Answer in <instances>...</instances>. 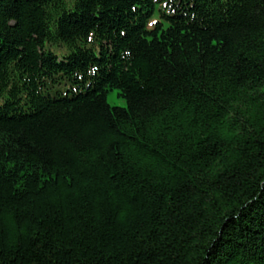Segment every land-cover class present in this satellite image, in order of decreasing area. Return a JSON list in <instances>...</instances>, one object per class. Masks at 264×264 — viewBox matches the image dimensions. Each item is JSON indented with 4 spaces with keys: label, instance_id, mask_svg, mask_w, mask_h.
I'll return each instance as SVG.
<instances>
[{
    "label": "trees",
    "instance_id": "obj_1",
    "mask_svg": "<svg viewBox=\"0 0 264 264\" xmlns=\"http://www.w3.org/2000/svg\"><path fill=\"white\" fill-rule=\"evenodd\" d=\"M0 264H264V0H0Z\"/></svg>",
    "mask_w": 264,
    "mask_h": 264
},
{
    "label": "rangeland",
    "instance_id": "obj_2",
    "mask_svg": "<svg viewBox=\"0 0 264 264\" xmlns=\"http://www.w3.org/2000/svg\"><path fill=\"white\" fill-rule=\"evenodd\" d=\"M108 102L111 106H126V100L118 96L116 90H111L108 93Z\"/></svg>",
    "mask_w": 264,
    "mask_h": 264
},
{
    "label": "snow or ice",
    "instance_id": "obj_3",
    "mask_svg": "<svg viewBox=\"0 0 264 264\" xmlns=\"http://www.w3.org/2000/svg\"><path fill=\"white\" fill-rule=\"evenodd\" d=\"M153 23H156V21H153Z\"/></svg>",
    "mask_w": 264,
    "mask_h": 264
}]
</instances>
